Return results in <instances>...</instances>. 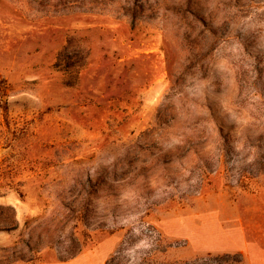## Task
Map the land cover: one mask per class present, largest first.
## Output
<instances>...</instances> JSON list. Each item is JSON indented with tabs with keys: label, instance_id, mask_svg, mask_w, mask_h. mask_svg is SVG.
<instances>
[{
	"label": "rangeland",
	"instance_id": "374dc122",
	"mask_svg": "<svg viewBox=\"0 0 264 264\" xmlns=\"http://www.w3.org/2000/svg\"><path fill=\"white\" fill-rule=\"evenodd\" d=\"M0 175V264L264 248V0H0Z\"/></svg>",
	"mask_w": 264,
	"mask_h": 264
},
{
	"label": "trees",
	"instance_id": "16d2710c",
	"mask_svg": "<svg viewBox=\"0 0 264 264\" xmlns=\"http://www.w3.org/2000/svg\"><path fill=\"white\" fill-rule=\"evenodd\" d=\"M2 180L0 175V189L2 188ZM7 188H11L13 186L8 185L5 186ZM14 189V188H11ZM19 198L23 200L24 194L18 190L14 189ZM19 227V224L16 219L15 210L11 206H1L0 205V232H11L16 231ZM116 231L109 229H102L101 233L104 235H112ZM133 231H127L124 239L119 245L117 251H115L114 255L108 261V264H242L243 256L239 254L230 255V254H222L213 256L211 254H206L202 257H195L189 260H180V259H169L167 258L168 250L172 246L162 247V249L157 250L154 247H149L146 251L142 252L138 260L129 259L128 254L130 253L129 247L133 241L134 236ZM160 239H157V242L161 240V235H159ZM85 248V244H80L74 235H71L69 240H67V247L60 252L61 261H66L68 259L74 258L77 256L82 249ZM173 248V247H172ZM174 248H177L175 246Z\"/></svg>",
	"mask_w": 264,
	"mask_h": 264
},
{
	"label": "crops",
	"instance_id": "0c3cea01",
	"mask_svg": "<svg viewBox=\"0 0 264 264\" xmlns=\"http://www.w3.org/2000/svg\"><path fill=\"white\" fill-rule=\"evenodd\" d=\"M239 250L244 254L243 258L247 264H264V248L258 246L252 248L250 245L243 242Z\"/></svg>",
	"mask_w": 264,
	"mask_h": 264
}]
</instances>
